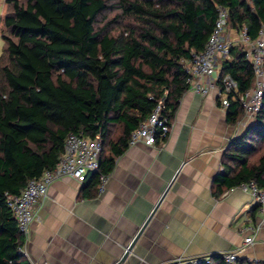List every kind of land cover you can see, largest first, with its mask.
I'll return each mask as SVG.
<instances>
[{"label":"trees","instance_id":"1","mask_svg":"<svg viewBox=\"0 0 264 264\" xmlns=\"http://www.w3.org/2000/svg\"><path fill=\"white\" fill-rule=\"evenodd\" d=\"M8 5L0 60V264H30L19 253L24 237L5 193L18 195L29 180L53 168L67 134L80 132L102 141L98 170L82 183L96 186L157 101L171 124L188 90L184 64L192 51L204 49L217 7L226 10L228 28L254 40L264 21V0H119L117 19L126 25L116 33L97 26L108 8L105 0H8ZM220 63V76L230 75L239 92L252 86L254 72L241 45L231 47ZM242 114L230 100L226 122L235 124ZM255 120L224 152L212 180L213 197L250 181L264 190V91ZM208 257L209 264H225L221 254ZM233 264L253 263L238 258Z\"/></svg>","mask_w":264,"mask_h":264},{"label":"crops","instance_id":"2","mask_svg":"<svg viewBox=\"0 0 264 264\" xmlns=\"http://www.w3.org/2000/svg\"><path fill=\"white\" fill-rule=\"evenodd\" d=\"M228 38L238 43L235 30ZM200 84L212 86L205 95L183 93L164 141L127 147L115 158L102 192L68 176L53 180L29 226L30 264H116L162 196L122 264L233 251L248 226L258 228L238 258L264 262V220L251 195L236 187L211 194L224 152L255 117L228 124L215 78Z\"/></svg>","mask_w":264,"mask_h":264},{"label":"built area","instance_id":"3","mask_svg":"<svg viewBox=\"0 0 264 264\" xmlns=\"http://www.w3.org/2000/svg\"><path fill=\"white\" fill-rule=\"evenodd\" d=\"M217 20L205 47L200 52L192 51L190 61L184 64L188 75L186 80L188 89L201 95L208 92V87L200 84L202 78H215L218 89V101L222 108L228 107L229 101L237 102L243 110V115L254 118L261 110L264 91V21L261 22L257 37L251 40L245 31L239 32L240 42L236 43L229 38L224 39L222 33L225 28L227 12L223 7H217ZM241 45L242 52L253 69L254 79L252 86L244 92H239L236 81L228 74L220 76L221 60L225 59L231 47ZM152 99V97H149ZM164 109L162 100L156 102L148 117L131 131L128 139V147L137 144L154 146L156 140L162 142L167 138L171 124L163 116ZM102 141L98 135L89 137L83 133H69L64 140L63 152L58 158L56 165L42 172L37 179L27 182L24 189L18 194L5 193V202L12 212L19 232L24 237V244L19 253L24 255V246L29 234V226L36 218L37 210L41 201L47 195L50 184L56 178L68 176L83 183L86 176L97 172ZM107 176H100L98 190L102 192ZM251 195L254 205L258 206V212L264 220V190L256 186L253 181L243 182L237 187ZM258 227L248 226L244 232L249 233L238 249L222 253L225 264H233L246 246L252 244L253 235ZM253 264L256 261L247 260ZM208 256L192 258H176L164 264H209Z\"/></svg>","mask_w":264,"mask_h":264},{"label":"rangeland","instance_id":"4","mask_svg":"<svg viewBox=\"0 0 264 264\" xmlns=\"http://www.w3.org/2000/svg\"><path fill=\"white\" fill-rule=\"evenodd\" d=\"M19 1L24 2L25 0ZM105 2L108 8L102 14V16L98 18L97 26L107 25L109 30H112L113 33H116L118 29L126 25V21H119V19H117V15L120 13L119 0H105ZM9 13L10 7L8 5V0H0V60L2 59V57H4V42L2 40V36L4 34H8V30L4 26V18ZM229 34H231V29L225 25L224 31L222 33L223 38H228ZM237 39V41L240 42L241 37L239 33H237ZM256 158L257 156L254 157V160H256Z\"/></svg>","mask_w":264,"mask_h":264},{"label":"water","instance_id":"5","mask_svg":"<svg viewBox=\"0 0 264 264\" xmlns=\"http://www.w3.org/2000/svg\"><path fill=\"white\" fill-rule=\"evenodd\" d=\"M163 196L160 198V200L157 202V204L155 205L154 209L152 210V212L149 214L148 218L145 220V222L143 223V225L141 226L139 232L136 234L135 238L132 240V242L130 243V245L126 248L123 256L120 258V260L116 263V264H122L125 259L127 258V256L129 255V253L131 252V249L133 248L137 238L139 237V235L141 234L143 228L145 227V225L147 224V222L149 221V219L151 218L152 214L154 213V211L156 210V208L158 207L160 201L162 200Z\"/></svg>","mask_w":264,"mask_h":264}]
</instances>
